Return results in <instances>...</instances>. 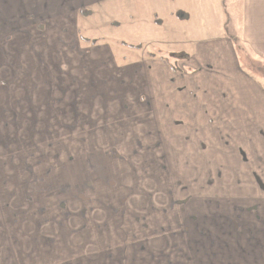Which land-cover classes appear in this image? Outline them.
Wrapping results in <instances>:
<instances>
[{
    "label": "rangeland",
    "instance_id": "obj_1",
    "mask_svg": "<svg viewBox=\"0 0 264 264\" xmlns=\"http://www.w3.org/2000/svg\"><path fill=\"white\" fill-rule=\"evenodd\" d=\"M93 1L0 0L2 55L9 34L33 33L35 25L38 34L47 25L68 28L77 17L81 46L108 47L115 60L94 51L87 56L88 66L79 61L70 69L61 58L66 66L61 68L71 75L79 70L78 83L55 86L57 100L41 119L44 125L16 127L20 132L15 134L0 116V263L86 261L88 251L119 261V250L133 244L135 233L144 238L159 224L175 230L264 228L254 221L264 219V204L208 202L199 200L196 190L188 191L195 195L190 197L182 189L176 193L161 186L152 175L151 157L160 141L152 147L148 121L132 109L146 84L134 79V72L119 78V67L132 71L152 57L173 69L180 66L205 36L204 14L210 25L216 19V1L208 0L206 7L200 0H109L88 6ZM187 5L189 11L183 9ZM78 7L81 12H75ZM55 29L48 41L54 40L65 58L70 37ZM253 66L264 76L261 62Z\"/></svg>",
    "mask_w": 264,
    "mask_h": 264
},
{
    "label": "crops",
    "instance_id": "obj_2",
    "mask_svg": "<svg viewBox=\"0 0 264 264\" xmlns=\"http://www.w3.org/2000/svg\"><path fill=\"white\" fill-rule=\"evenodd\" d=\"M106 1L94 0L88 6ZM215 1L216 19L210 25L204 14L205 36L176 69L155 57L132 71L116 69L123 71L120 80L134 72V79L146 84L147 90L140 92L132 109L148 121L151 145L160 141L151 157L152 175L160 178L162 187L176 193L182 189L185 196L196 190L198 199L208 202L264 204V76L253 66L255 60L264 65V0ZM198 2L206 7L208 0ZM77 11L81 12L80 7ZM76 21L77 17L72 19L68 28L54 25L70 37L71 50L64 51L65 58L54 40L48 41L49 31L56 30L51 25L39 34L35 25L37 36L23 31L19 37L9 34L7 54L0 53V79L6 76L4 86L0 85V116H5L15 134L20 132L16 127L46 124L41 119L57 100L55 86L77 85L79 70L71 75L69 69L61 68L66 67L62 60L70 69L79 61L88 66L87 56L95 52L115 61L108 47L81 46ZM92 75L91 70L86 77ZM78 110L71 108L75 115ZM170 199L174 200L173 194ZM254 221L264 225V219ZM161 225L147 230L144 238L135 233L133 244L119 250V261L110 260L109 254L104 260L103 251L102 257L88 251L91 256L86 261L21 264H264V228L175 230L161 229Z\"/></svg>",
    "mask_w": 264,
    "mask_h": 264
}]
</instances>
